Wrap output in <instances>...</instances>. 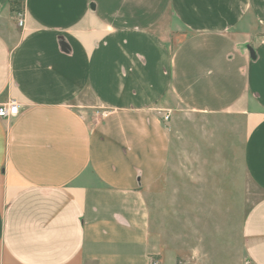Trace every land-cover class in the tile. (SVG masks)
I'll return each mask as SVG.
<instances>
[{"label":"crops","instance_id":"1","mask_svg":"<svg viewBox=\"0 0 264 264\" xmlns=\"http://www.w3.org/2000/svg\"><path fill=\"white\" fill-rule=\"evenodd\" d=\"M8 102L0 264H264V0H0ZM226 127L262 193L243 263L225 261L218 225L205 244L178 236L161 187L183 159L223 171Z\"/></svg>","mask_w":264,"mask_h":264},{"label":"rangeland","instance_id":"2","mask_svg":"<svg viewBox=\"0 0 264 264\" xmlns=\"http://www.w3.org/2000/svg\"><path fill=\"white\" fill-rule=\"evenodd\" d=\"M185 118L201 119L194 116ZM225 135L227 140L223 171L215 161L206 166L201 174L200 168L183 159V173L166 176L161 187H170L171 196L173 199L176 198L179 205L178 221L181 223H178L180 226L178 236L184 237L188 232L190 241L194 239L193 237H203L202 243L205 244L207 235L210 236L213 230L216 231L218 225L219 249L221 251L223 245L225 261L243 263L245 259L241 243L242 223L247 211L262 197V193L249 186L243 179L239 158L241 139L239 129L226 127ZM188 151L191 152L190 149ZM186 163L187 169H184ZM163 199L161 198L162 203ZM202 199L206 204L200 206ZM161 210L163 214V208ZM186 225L189 228L187 231Z\"/></svg>","mask_w":264,"mask_h":264},{"label":"built area","instance_id":"3","mask_svg":"<svg viewBox=\"0 0 264 264\" xmlns=\"http://www.w3.org/2000/svg\"><path fill=\"white\" fill-rule=\"evenodd\" d=\"M18 25L22 26L23 25V18L21 15L18 17ZM19 113V105L16 102H8V103H3L0 104V118L1 119H11L14 118L18 115ZM169 118V113H167L164 116V120H168ZM151 264H160L159 261L157 260H152Z\"/></svg>","mask_w":264,"mask_h":264}]
</instances>
